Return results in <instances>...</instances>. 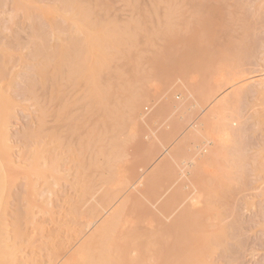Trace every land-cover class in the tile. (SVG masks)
I'll return each instance as SVG.
<instances>
[{"label":"rangeland","instance_id":"1","mask_svg":"<svg viewBox=\"0 0 264 264\" xmlns=\"http://www.w3.org/2000/svg\"><path fill=\"white\" fill-rule=\"evenodd\" d=\"M167 72L170 84L196 90L184 104L190 120L177 121L215 108L212 122L226 127L227 138L176 195L187 180H178L167 154L180 138L165 117ZM177 88L176 102L186 93ZM154 132V158L139 161L136 141L149 146ZM0 159L6 264H93L99 249L69 256L94 228L85 223L96 200L114 196L102 220L134 186L139 207L127 209L122 223L139 229L150 264H264V0H0ZM132 164L135 175L123 187ZM154 175L160 193L147 182ZM141 204L153 211L151 223ZM159 210L172 212L175 240L144 234L147 225L164 227ZM113 236L105 264H118L116 245L132 238Z\"/></svg>","mask_w":264,"mask_h":264},{"label":"bare ground","instance_id":"2","mask_svg":"<svg viewBox=\"0 0 264 264\" xmlns=\"http://www.w3.org/2000/svg\"><path fill=\"white\" fill-rule=\"evenodd\" d=\"M203 5H205V4H203ZM175 37H176V35H174ZM184 36V35H183ZM195 36V35H194ZM200 36V35H199ZM178 37H176L175 38V40L177 39ZM181 38V37H180ZM172 39H174V37H172ZM191 40H192V37L190 38ZM216 39V38H215ZM174 40V41H175ZM183 40V39H182ZM173 41V40H172ZM178 41V40H177ZM181 41V40H180ZM182 42V41H181ZM176 44V43H175ZM212 44V43H211ZM215 44V43H214ZM172 45V44H171ZM176 46V45H175ZM213 46V45H212ZM179 47V46H178ZM184 47V46H183ZM232 47V46H231ZM169 48H170V45H169ZM168 48V49H169ZM176 49H177V47H175ZM210 48H212V47H210ZM171 49V48H170ZM176 49H173L174 51L176 50ZM180 49V48H179ZM186 49V48H185ZM227 49H228V47H227ZM181 50V52H182V49H180ZM179 50V51H180ZM164 51V50H163ZM178 51V52H179ZM170 51H168V53H169ZM175 54V53H174ZM183 54H185L184 52H183ZM157 55V54H156ZM165 55H167V54H165ZM172 55V54H171ZM176 55V54H175ZM174 55V56H175ZM182 55V54H181ZM160 56V55H159ZM162 57V56H161ZM167 57V56H166ZM177 57H179L178 55H177ZM181 57H183V56H181ZM169 58H170V56H169ZM185 58V57H184ZM187 58V57H186ZM211 58V57H210ZM167 59H168V57H167ZM166 59V60H167ZM179 59H181V58H179ZM209 59V58H208ZM207 59V60H208ZM164 60V59H163ZM169 60V59H168ZM184 60V59H183ZM183 60H181V61H183ZM186 60H188V59H186ZM153 62V61H152ZM169 62V61H168ZM205 62H207V61H205ZM163 63H164V61H163ZM166 63V62H165ZM172 63H173V61H172ZM175 63V62H174ZM183 63V62H182ZM188 63V62H187ZM209 63H210V61H209ZM158 64H160V63H158ZM166 64H168V63H166ZM165 65V64H164ZM174 65V64H173ZM179 65H180V67H179ZM166 66V65H165ZM169 67H170V65H168ZM167 66V67H168ZM175 66V65H174ZM183 67H184V63H183V65H182ZM164 67V66H163ZM166 67V68H167ZM169 67H168V69H169ZM188 67H190V66H188ZM187 67V68H188ZM175 68V67H174ZM177 68H179V69H177L178 71L179 70H181V64H178V67ZM186 68V67H185ZM160 69V68H159ZM190 69V68H189ZM206 69V68H205ZM204 69V70H205ZM164 69H162L161 71H163ZM170 70V69H169ZM182 70H183V68H182ZM185 70V69H184ZM191 70V69H190ZM157 71H159V70H157ZM187 72H188V70H186ZM201 71V70H200ZM156 72V71H155ZM163 72H165V71H163ZM163 72H161V73H163ZM171 72V71H170ZM173 72H177L176 70L174 71L173 70ZM183 72L184 71H182V74H183ZM160 73V72H159ZM168 73V72H167ZM185 73V72H184ZM190 73H192V72H190ZM198 73H201V72H198ZM171 75H173L172 73H170ZM180 74V73H179ZM204 74V73H203ZM159 75H161V74H159ZM165 75V74H164ZM171 75H169V73H168V75L166 74L165 76H164V78L168 81H170V78L169 79H167V77H169V76H171ZM174 75H176V74H174ZM181 75V74H180ZM180 75H179V77H180ZM208 75V74H207ZM156 76V75H155ZM184 76H186L185 74H184ZM183 76V77H184ZM209 76V75H208ZM207 76V77H208ZM159 77H161V76H159ZM163 77V76H162ZM175 77V76H174ZM183 77H181L182 79H180V80H184L183 79ZM210 77V76H209ZM208 77V78H209ZM216 77V76H215ZM100 78H101V76H100ZM176 78V77H175ZM158 79H160V78H157L156 80H158ZM161 79H163V78H161ZM212 79V78H211ZM210 79V80H211ZM187 80V79H186ZM209 80V81H210ZM169 81L167 82V84H170V83H172L173 81H175V80H173L172 82H170L169 83ZM179 81V80H178ZM188 81V80H187ZM189 81H190V79H189ZM189 81H188V83H189ZM206 81H208V80H206ZM101 82V81H100ZM159 82V81H158ZM162 82V81H161ZM163 82H164V80H163ZM180 82V81H179ZM194 82V81H193ZM175 82H173V84H174ZM177 83V82H176ZM185 83H187V82H185ZM190 83H192V82H190ZM207 83V82H206ZM166 83H162L161 85H162V87H163V85H165V86H168ZM173 84H170L169 85V89L171 90V92H169V93H171V95H173V94H175V92H177V90H178V88H177V86H180V88H183L182 90L179 88V92H181L182 91V94H184V92H186L185 94H184V98H182L180 101H175L174 99L172 100V98H173V96H175V95H173V96H171V95H169L168 94V98L165 100L166 101V106L165 107H167L168 105V109L166 108L164 111H168V112H163V113H165V117L167 116V117H171L172 119L171 120H173V118H174V124H175V126H177V127H180V128H175L176 130H175V136L176 137H180L179 139H178V141L176 142V144L173 146V148L172 149H170L169 151H168V155H169V158L174 162H171L173 165H174V168L176 169H178V174L177 175H179V176H181V178H183V180L178 176L177 178H179L178 180H181V181H184V180H187V181H184V182H182V183H186L185 185H181L182 186V188L183 187H188L189 185H191V179H193L194 177L193 176H195V174H197L198 173V175H199V172H200V170L205 166V165H207L213 158H214V156H216V147H217V144H218V142L220 141V140H223V142L224 141H226V137H222V131L223 130H225L226 129V127H220V126H218L217 124H215V122H212V118L213 117H217V114H216V112H215V108H214V110H211L210 111V113L207 115V116H205V117H203L202 119H198L197 121H194V120H192V121H190L189 122V118H187V117H189V116H187L186 117V115H187V113L186 112H188V111H186L185 109L187 108L184 104H186L185 102L187 101V99H189L190 97H192V98H194L193 97V95H194V91H196V90H194L193 88H192V90H191V87H190V89H189V87H187L188 89H186L185 88V91L183 92V90H184V87L181 85V84H179V85H177V84H175V85H173ZM193 84V83H192ZM158 85V84H157ZM156 85V86H157ZM177 85V86H176ZM172 86L174 87V89H176V91L174 90V93H172L173 91H172ZM182 86V87H181ZM188 86V85H187ZM192 86V85H191ZM240 86V85H239ZM193 87H194V84H193ZM242 87V86H241ZM244 87V86H243ZM168 89V90H169ZM161 90V89H160ZM199 90V89H198ZM148 90H146V92H147ZM202 91V89L200 88V92ZM93 92H94V89H93ZM98 93V92H97ZM199 93V92H198ZM181 93H179V95H180ZM181 94V95H182ZM201 94V93H200ZM99 95V94H98ZM151 95V94H150ZM165 95V94H164ZM167 95V94H166ZM197 95V94H196ZM195 95V96H196ZM108 96H110V95H108ZM153 96V95H152ZM156 96V95H155ZM158 96V95H157ZM183 96V95H182ZM105 97V96H104ZM170 97H172V98H170ZM201 97H202V95H201ZM157 98V97H156ZM175 98V97H174ZM199 99H200V96L198 97ZM153 99H155V98H153ZM202 99H203V97H202ZM201 99V100H202ZM222 101V100H221ZM221 101H219L220 103H221ZM109 102V101H108ZM164 104V103H163ZM163 104L161 105V106H163ZM197 104V103H196ZM217 105H219V104H217ZM216 105V106H217ZM222 105H224L225 106V104H223L222 103ZM164 107V106H163ZM164 107V108H165ZM171 108V110H170V108ZM191 108V107H190ZM195 108V107H194ZM198 108V107H197ZM217 108V107H216ZM195 110H197V109H195ZM219 110V109H218ZM222 110V109H221ZM157 111V110H156ZM193 111V110H192ZM152 112V111H151ZM194 112V111H193ZM198 112V111H197ZM190 113H191V111H190ZM186 114V115H185ZM220 114V113H219ZM189 115V114H188ZM192 115V114H191ZM193 115H194V113H193ZM195 116V115H194ZM221 116V115H220ZM153 117V116H152ZM164 117V118H165ZM186 117V119H189L188 120V124L185 122V121H181V122H185V124H186V127H185V124L184 123H182L181 124V126H182V128H181V126H178V125H180L179 123H181V122H178L177 120H179V118H182V120L184 119ZM218 118H219V116H218ZM185 119V120H186ZM166 120V119H165ZM170 120V119H169ZM168 120V121H169ZM170 120V121H171ZM195 120H196V118H195ZM160 121V120H159ZM176 121V122H175ZM213 121H216V119L214 120L213 119ZM156 122H158V121H156ZM154 123H155V121H154ZM163 123V122H162ZM149 124V123H148ZM170 123H168V125H169ZM154 125H156V124H154ZM167 125V124H166ZM217 125V126H216ZM6 126V125H5ZM4 126V127H5ZM164 126V125H163ZM190 126V128L188 129V127ZM134 127V126H133ZM166 127V126H165ZM184 127V128H183ZM1 129H2V127H1ZM157 129H160V128H157ZM153 131V130H152ZM143 132L144 131H142V133L141 134H143ZM158 132V131H157ZM133 134H134V132H132ZM131 133V134H132ZM159 133V132H158ZM129 134V133H128ZM153 133H151V135H152ZM164 134V133H163ZM146 135V134H145ZM156 134H155V132H154V139L152 140V142H151V144L149 145V146H143L142 145V143L140 142V141H136V146H135V149H136V151H135V154H137V156H138V158H139V161H141V160H143V161H149V160H151L152 158H154L153 156H154V154H155V148L157 147V145L158 144H156L157 142H158V139L159 138H157V136H155ZM136 136V135H135ZM147 136V135H146ZM134 137V136H133ZM148 137V136H147ZM164 137V136H163ZM124 139L125 138H123V141H124ZM161 139V138H160ZM164 139V138H163ZM177 138H174V140L173 141H175ZM141 140V139H140ZM157 140V141H156ZM156 141V142H155ZM161 141H163V140H161ZM165 141V140H164ZM172 141V142H173ZM5 143V142H4ZM3 143V144H4ZM165 143V142H164ZM90 144V143H89ZM161 144V143H160ZM146 145V144H145ZM164 145V144H163ZM166 145V144H165ZM116 146V145H115ZM119 146V145H118ZM205 146H207L208 148H207V150H208V152L207 151H205L206 153H204V154H201V152L202 151H204V150H206V149H204V147ZM121 147H122V144H121ZM161 147V146H160ZM3 148V147H2ZM158 148V147H157ZM119 149V148H118ZM124 149V148H123ZM204 149V150H203ZM114 150H117V149H114ZM158 150V149H157ZM164 150H165V148H164ZM110 151V150H109ZM122 151V150H121ZM133 151V150H132ZM131 151V152H132ZM106 152V151H105ZM119 152V151H118ZM130 152V153H131ZM134 153V152H133ZM154 153V154H153ZM161 153V152H160ZM198 153V155H200L201 154V156H197V157H195L196 156V154ZM200 153V154H199ZM228 153V152H227ZM138 154H141V155H138ZM195 154V155H194ZM121 155V154H120ZM189 155V156H188ZM228 155V154H227ZM110 156V155H109ZM132 156V155H131ZM136 155H134L132 158H134ZM186 156H187V158H189V161L188 162H185V160L184 159H186ZM113 157H115V156H113ZM118 157V156H117ZM239 157V156H238ZM135 158H137V157H135ZM168 158V157H167ZM2 159V158H1ZM0 159V166H1V168L3 169V162H2V160ZM113 159V158H112ZM114 160V159H113ZM130 160V159H129ZM111 161V160H110ZM131 161V160H130ZM187 161V160H186ZM109 163V162H108ZM107 163V164H108ZM171 164V165H172ZM175 165H176V167H175ZM209 165V164H208ZM119 166V165H118ZM122 166V165H121ZM109 167V166H108ZM139 167V166H138ZM173 167V166H172ZM111 168V167H110ZM142 168V167H141ZM205 168V167H204ZM136 167L135 166H133V164L132 165H130L129 167H127L126 168V172H124V174H125V177L124 178H122V177H120L121 179H119V180H122L121 182H123V187H128V184L130 185V183L132 182V177L135 175V172H136ZM144 169V168H143ZM174 169V170H175ZM176 169V170H177ZM1 170V169H0ZM107 170V169H106ZM109 170V169H108ZM119 170L121 171V168L119 167ZM173 170V171H174ZM119 171V172H120ZM146 171V170H145ZM4 172V171H3ZM123 172V171H122ZM1 173H2V170H1ZM0 173V174H1ZM167 173V172H166ZM166 173L164 174V175H166ZM188 173V174H187ZM202 173V172H201ZM121 174V173H120ZM187 174V175H186ZM190 174V175H189ZM203 174V173H202ZM122 176H123V174H121ZM120 175V176H121ZM163 175V176H164ZM157 175H154V176H151V178H149L148 180H147V182L148 183H150V185L151 184H153V185H155L156 187L155 188H158L157 190L159 191V193H160V191H161V188L159 187V186H157V183L158 184H161L160 183V181H161V178L160 179H158L159 178V176H157ZM197 176V175H196ZM5 177V176H4ZM4 177H2V174H1V178H3L4 179ZM137 177V176H136ZM192 177V178H191ZM0 178V179H1ZM138 178H140V177H138ZM173 178H175V177H173ZM176 178V179H177ZM196 178V177H195ZM2 179V180H3ZM1 180V181H2ZM142 180V179H141ZM4 181V180H3ZM116 181V180H115ZM140 181V180H139ZM169 181H171V180H169ZM5 182V181H4ZM3 182V183H4ZM120 182V183H121ZM155 182H157L156 184H155ZM164 182V181H163ZM3 183H2V185H3ZM101 183H102V181H101ZM118 183V182H117ZM147 183V185H149ZM171 183V182H170ZM169 183V184H170ZM187 183H189V184H187ZM131 185H133V184H131ZM178 185V184H177ZM180 185H178V186H180ZM194 185V184H193ZM114 186V185H113ZM146 186V185H145ZM161 186V185H160ZM172 186V185H171ZM117 187H119V186H117ZM121 187H122V185H121ZM132 187V186H131ZM162 187V186H161ZM191 187V186H190ZM189 187V188H190ZM195 187V186H194ZM2 189L4 188V185H3V187H1ZM134 188V191H132V189ZM132 189H131V191L132 192H129V195L128 196H126V194H125V196H126V198L124 199V202H125V204L123 203L122 204V202H121V204L122 205H120L117 209H115V210H113V211H111L104 219H102V220H100L99 218H98V215H99V213L101 212V211H105V213L106 212H108V205H110V203L113 201L112 200V198L114 197H112V196H106V197H103V198H101L100 200H96V206L93 208V210H92V213L90 214V216L88 217V219L86 220V223H85V228H90L91 227V225H92V227L94 226V228L92 229V231L86 236V238H85V240L82 242V244H80L79 246H78V249H76L75 250V252H74V254H71L69 257H70V259H73L74 260V257H79L80 258V256L84 253V251L86 250V249H89L90 250V248L91 249H94V250H97V249H99V250H97V252H96V254L94 255L95 256V258H94V263L93 264H105V256L108 254V252H109V250H108V248H110V244H111V241L113 242V240H112V238L114 237L113 235L114 234H116V233H118V235L119 234H126V236H131L132 238H130L129 240L130 241H128V242H126L125 243V239L123 240L122 239V241H124L123 243L121 242V243H118L117 245H116V248H117V255H116V257H117V263L118 264H150L149 263V261H150V259H151V256L150 255H148V253H146V252H141L140 251V241H139V239H138V237L139 238H141L140 237V234H141V232L140 231H138V230H136V227L134 228V226H126V225H124L123 223H122V221H124L125 219H122V217H121V215L122 216H124L125 215V213H126V211H127V209H129L130 207H132V205L134 206V204H137V203H134L136 200V196H137V194L138 193H140L141 192V190L140 189H138V186H134ZM152 189H153V187H151ZM170 188V187H169ZM181 190H177V191H175V190H173V191H175V195L176 194H178L179 192H182V191H184V188H183V190H182V188L181 187H179ZM188 188V189H189ZM125 189V188H124ZM149 189H150V187H149ZM166 189V188H165ZM187 189V188H186ZM3 190H1L0 189V194L2 195V192ZM118 191V190H117ZM122 191H123V189H122ZM150 191H151V189H150ZM124 192V191H123ZM126 192V191H125ZM146 192V191H145ZM155 192H156V190H155ZM165 192V191H164ZM178 192V193H177ZM187 192H188V190H187ZM194 192H196V191H194ZM127 193V192H126ZM183 193V192H182ZM192 193H193V191H192ZM112 195H113V193H111ZM116 194V193H115ZM114 194V195H115ZM142 194V193H141ZM164 194V193H163ZM191 194V193H190ZM0 195V197H2ZM108 195V194H107ZM117 195V194H116ZM152 195V194H151ZM183 195V194H182ZM143 196H144V194H143ZM158 196V195H157ZM141 197V196H140ZM184 197V196H183ZM182 197V198H183ZM187 197L189 198V197H191V196H188L187 195ZM186 197V198H187ZM196 197H198V196H196ZM124 198V197H123ZM123 198H122V200H123ZM128 198V199H127ZM159 198V197H158ZM168 198V197H167ZM179 198H180V196H179ZM185 198V200H187ZM116 199V198H115ZM139 199V198H138ZM160 199V198H159ZM172 199H173V197H172ZM174 199H176V198H174ZM173 199V200H174ZM192 199V198H191ZM194 199V198H193ZM197 199V198H196ZM195 199V200H196ZM146 200V199H145ZM139 201V200H138ZM143 201V200H142ZM177 201V200H176ZM183 201V200H182ZM1 202V201H0ZM115 202V201H114ZM155 202V201H154ZM179 202V201H178ZM177 202V203H178ZM190 202H194V200L193 201H190ZM198 202V201H197ZM127 203V204H126ZM143 204H144V201L142 202ZM170 203V202H169ZM168 203V204H169ZM176 203V204H177ZM195 203V202H194ZM167 204V206H171V205H168ZM180 204H181V202H180ZM185 204V203H184ZM193 204V203H192ZM142 205V204H141ZM151 205H153V204H151ZM142 206H144V205H142ZM155 206V205H154ZM153 206V207H154ZM166 206V207H167ZM1 207V206H0ZM108 209H107V208ZM135 207V206H134ZM138 207H139V205L137 204L136 205V208L138 209ZM145 207V206H144ZM148 207H149V205H148ZM147 206L143 209V208H141L140 209V211L143 209L144 210V212H145V214L149 217V218H147V219H149L148 221H150V223H151V221L153 220V218H150V217H153V214L154 213H152L153 211H151L150 210V208H148ZM190 207V206H189ZM116 208V207H115ZM174 208V207H173ZM134 209V208H133ZM133 209H131L130 211H132ZM172 209V208H171ZM177 209V208H176ZM175 209V210H176ZM183 209V208H182ZM154 210V209H153ZM156 210V209H155ZM191 210V209H190ZM194 211V210H193ZM171 212V211H170ZM192 212V211H191ZM124 213V214H123ZM143 213V212H142ZM158 213H160L161 215H160V217H162V219H164L163 221H162V219L160 220L161 222L160 223H163V226L164 227H162V228H164L163 230H162V228H159L158 226H157V228L158 229H160V230H154V228L152 229L151 227H152V225L150 224V225H147V226H149L148 228H149V230H150V232H149V230H148V232L146 233V232H144V234L145 235H147V236H149V235H154V236H156V237H158V238H170V236L172 237V236H177V235H175L176 233L174 232V231H172L171 229H172V227L174 226V227H177V225H176V223L174 222V221H172V219H170V217L171 216H169L170 214H165L164 213V210H159V212ZM157 213V214H158ZM186 213V212H185ZM188 213H190V212H188ZM195 213V212H194ZM194 213H192V214H194ZM196 214V213H195ZM194 214V215H195ZM101 215V214H100ZM99 215V216H100ZM102 215H103V213H102ZM127 215V214H126ZM187 215V214H186ZM197 215V214H196ZM196 215L194 216V218L196 217ZM190 216V215H189ZM198 216V215H197ZM125 217V216H124ZM191 217V216H190ZM193 217V216H192ZM201 217V216H200ZM197 218V217H196ZM100 221H99V220ZM146 219V220H147ZM152 219V220H151ZM189 219V218H188ZM126 220H127V217H126ZM124 221L125 223L127 222V221ZM145 220V221H146ZM198 220V219H197ZM99 221V223H97ZM129 221V220H128ZM134 221V220H133ZM187 221V220H186ZM193 221H195V219L193 220ZM192 221V222H193ZM123 224V226H122V224ZM132 222V221H131ZM130 222V223H131ZM135 222V221H134ZM154 222V221H153ZM155 222H157V221H155ZM97 223V224H96ZM128 223V222H127ZM181 223V222H180ZM194 223V222H193ZM96 224V225H95ZM119 224V225H118ZM178 224V223H177ZM128 225V224H127ZM131 225H132V223H131ZM133 225H134V223H133ZM193 225V224H192ZM119 226V227H118ZM117 227L119 228V230H118V232H116V230H117ZM146 227V226H145ZM181 227V226H180ZM187 226H185V228H186ZM191 227V226H190ZM154 230V231H153ZM162 230V231H161ZM125 231H128L129 233V235H127V233L125 232ZM142 231H145V229L144 230H142ZM161 231V232H160ZM185 231V230H184ZM159 232V233H158ZM183 232V231H182ZM159 234V235H158ZM179 235H180V233H179ZM178 235V236H179ZM184 235V234H183ZM122 237V236H121ZM150 237V236H149ZM186 237V236H185ZM116 238H118L117 236H116ZM120 238V237H119ZM116 239V240H119V242H120V239ZM124 238V237H123ZM173 238V237H172ZM1 239V238H0ZM174 239V238H173ZM181 239V238H180ZM175 240V239H174ZM186 240V239H185ZM147 242V241H146ZM173 242V241H172ZM175 242V241H174ZM114 243V242H113ZM107 244V245H106ZM161 244V243H160ZM160 244H159V246H160ZM146 245H148V242L146 243ZM172 245V244H171ZM177 246H178V244H177ZM5 247V246H4ZM148 247V246H147ZM172 247H173V245H172ZM1 248H3V247H1L0 246V264H6L7 263V259H5L6 257L3 255V253H2V249ZM114 248H115V246H114ZM146 248V247H145ZM144 248V249H145ZM5 249V248H4ZM160 250H162L161 249V247L159 248ZM7 250V249H6ZM143 250V249H142ZM160 250H159V252H160ZM171 250V249H170ZM112 251V250H111ZM140 251V252H139ZM163 251V250H162ZM8 252V251H7ZM113 252H115V251H113ZM112 252V253H113ZM132 252H134V253H137V252H139L140 253V255L141 256H143V257H130L131 255V253ZM148 252V251H147ZM161 253V252H160ZM9 254V253H8ZM176 254V253H175ZM109 255V254H108ZM115 255L113 256V257H115ZM148 255V256H147ZM7 256V255H6ZM172 256V255H171ZM5 257V258H4ZM10 257V256H9ZM9 257H8V261H9ZM105 257V258H104ZM115 257V258H116ZM171 258V257H170ZM180 258V257H179ZM178 258V259H179ZM13 260V259H12ZM72 260V261H73ZM155 260V259H154ZM153 260V261H154ZM157 260H158V258H157ZM168 260V259H167ZM11 261V260H10ZM8 262L9 264L11 263V262ZM175 261V260H174ZM110 262H111V260H110ZM151 262V261H150ZM171 262V261H170ZM169 262V263H170ZM12 263H14V262H12ZM66 263V262H65ZM90 264H92V262L90 263ZM151 264H153V262L151 263ZM178 264V263H177Z\"/></svg>","mask_w":264,"mask_h":264}]
</instances>
